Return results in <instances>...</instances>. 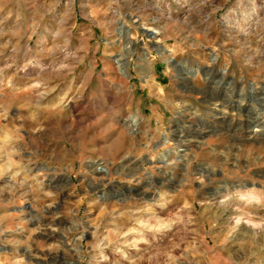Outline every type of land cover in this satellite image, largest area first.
<instances>
[{
  "label": "rangeland",
  "instance_id": "374dc122",
  "mask_svg": "<svg viewBox=\"0 0 264 264\" xmlns=\"http://www.w3.org/2000/svg\"><path fill=\"white\" fill-rule=\"evenodd\" d=\"M0 264H264V0H0Z\"/></svg>",
  "mask_w": 264,
  "mask_h": 264
},
{
  "label": "bare ground",
  "instance_id": "6f19581e",
  "mask_svg": "<svg viewBox=\"0 0 264 264\" xmlns=\"http://www.w3.org/2000/svg\"><path fill=\"white\" fill-rule=\"evenodd\" d=\"M124 28V27H123ZM152 34H155L156 32H154L153 33V31L151 32ZM128 36V35H127ZM160 54H164V52H160ZM147 56V55H146ZM146 58V57H145ZM169 60H171V58H167V59H165V61L166 62H168ZM196 72L197 71H195V72H192V75H195L196 74ZM252 91H254V88H252ZM243 97L241 96V99L239 100V101H237V105L238 106H240L241 105V103H242V101H243ZM254 100H256V99H254ZM253 102H255V101H253ZM222 104V103H221ZM221 104H215V107L216 108H218V109H221L222 110V105ZM221 112V111H220ZM223 113V112H222ZM223 117V116H222ZM253 117V116H252ZM136 119V118H135ZM251 121V120H250ZM251 122H253V121H251ZM133 124H134V126L135 125H137L138 123H137V119L136 120H133ZM249 124V123H248ZM250 125V124H249ZM257 126H259L258 125V123L257 124H253V125H251L250 126V130H249V132H250V134L251 135H259V134H262L261 133V129H259V128H257ZM261 126H263V125H261ZM179 150H182V149H179ZM163 162L166 164V163H168V160H167V157L165 158V159H163ZM94 171L95 172H99V173H108V168H107V166H95V168H94ZM248 197H250V198H252V197H254L253 195H249ZM248 222H246V224H247Z\"/></svg>",
  "mask_w": 264,
  "mask_h": 264
}]
</instances>
